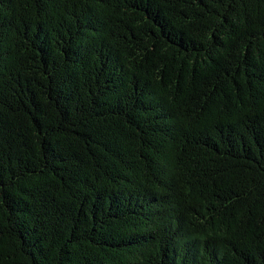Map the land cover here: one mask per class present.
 Returning a JSON list of instances; mask_svg holds the SVG:
<instances>
[{"label": "trees", "instance_id": "trees-1", "mask_svg": "<svg viewBox=\"0 0 264 264\" xmlns=\"http://www.w3.org/2000/svg\"><path fill=\"white\" fill-rule=\"evenodd\" d=\"M0 264H264V0H0Z\"/></svg>", "mask_w": 264, "mask_h": 264}]
</instances>
